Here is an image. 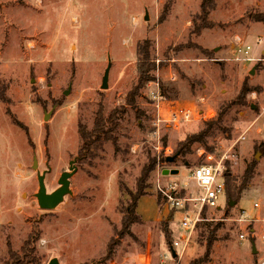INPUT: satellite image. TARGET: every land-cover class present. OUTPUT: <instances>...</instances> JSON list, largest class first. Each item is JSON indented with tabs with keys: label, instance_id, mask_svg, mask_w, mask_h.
Returning <instances> with one entry per match:
<instances>
[{
	"label": "rangeland",
	"instance_id": "1",
	"mask_svg": "<svg viewBox=\"0 0 264 264\" xmlns=\"http://www.w3.org/2000/svg\"><path fill=\"white\" fill-rule=\"evenodd\" d=\"M201 3L0 0V264H47L52 258L60 264H264V0H214L208 27L195 33ZM237 37L251 46L240 59ZM144 41L152 79L132 106L125 96L137 82ZM159 87L168 100L158 116ZM173 103L213 109L217 117L173 126L167 122ZM98 105L105 116L121 111L116 142L84 156L78 122L90 129ZM201 133L184 154H175L180 141ZM239 135L244 138L236 140ZM157 146L169 147L168 158ZM153 159L136 212L160 221L139 218L132 236L120 238L123 213ZM71 160V193L51 210L40 208L37 174L45 171L50 192ZM158 160L179 168L176 179L193 194L198 187L189 172L199 163L220 160L222 175L228 169L239 181L254 162V174L231 216L220 197L190 232L180 225L181 211L157 195ZM243 211L246 220H234ZM188 235L183 254L173 257V242ZM111 240L115 246L106 254Z\"/></svg>",
	"mask_w": 264,
	"mask_h": 264
},
{
	"label": "trees",
	"instance_id": "2",
	"mask_svg": "<svg viewBox=\"0 0 264 264\" xmlns=\"http://www.w3.org/2000/svg\"><path fill=\"white\" fill-rule=\"evenodd\" d=\"M214 0H202L200 13L197 17V20L194 22V31L195 33H199L202 28L208 27V23L206 22V17L208 15V11L210 10ZM139 49V54L137 58V73L138 78L136 84L129 90V92L126 94L125 99L126 103L130 105L135 104V98L139 96L140 92L139 90L145 85L146 82L150 81L152 79V75L149 74V71L153 69V65L149 63V50H148V44L146 41L141 45ZM121 111L117 108L111 110L107 116L103 114V108L101 105H98L97 110L95 111V116L93 120V125L90 129L86 128L81 122H78V131L81 138V147L79 149V153L82 155L90 154L93 151V148L97 145L102 144L103 142L112 141L116 142V137L113 134L114 131L117 129L118 125V115ZM216 125V122L210 123L209 125ZM200 136L192 135L187 136L184 140L180 141L177 145V152L180 150V154H184L185 151L189 148V145L192 142L198 141L201 139ZM206 148V147H205ZM156 160L153 159V161L146 167L144 166L142 170V176L138 179V184L140 185L142 182V178L144 183L142 182V185H138L136 193L134 195H131V203L129 206L126 207V210L123 213V217L121 220V230L117 233V235L122 238L123 234H128L132 236V232L130 230L131 225L134 222H138L140 215L136 212V206H137V200L140 196L147 193L146 187L148 185L146 184L148 171L152 170L155 167ZM228 168V167H226ZM254 174V162L251 164L249 163L242 175L239 178V181H237L235 175H231L228 173V169L225 171L223 175V179L225 182V199H226V215L231 216L232 215V208L236 206V204L239 202V200L242 198L243 193L247 190V187L250 183V180ZM159 200V197H158ZM206 209V207H204ZM203 218L204 212H203ZM162 231L164 236H169L168 231V224L169 220L165 219L162 220ZM215 229L212 227L211 229H208V234L206 236V249L204 254L207 255L210 252V246L213 241V231ZM210 232V233H209ZM115 246V243L113 240L109 241L106 247V254H111L113 251V247ZM9 257L11 256V252H7ZM208 256V255H207ZM209 257V256H208ZM202 258L201 260H207V258ZM2 264H19L18 261H11L7 262L4 261Z\"/></svg>",
	"mask_w": 264,
	"mask_h": 264
},
{
	"label": "built area",
	"instance_id": "3",
	"mask_svg": "<svg viewBox=\"0 0 264 264\" xmlns=\"http://www.w3.org/2000/svg\"><path fill=\"white\" fill-rule=\"evenodd\" d=\"M236 42L237 45H235L234 48L237 49L238 54L235 58H244L245 56L239 55H241V53H249L251 46L248 44L242 46L240 43V37L236 38ZM154 97H159L156 99L157 102L155 104L159 116V112L162 109L163 104L166 102V97L162 94L160 87L159 90L156 91ZM216 116L215 110L213 109H205L203 107L196 108L193 105L173 103L172 105L170 104V113L167 122L170 125L178 126L179 123L182 122L206 121L214 119ZM160 120L163 119H160L159 117L158 121ZM223 134V137L230 138V134L227 133L226 135V132H222L221 135ZM240 138H244V135L237 136L236 140ZM164 147L157 146L156 150H158V152L164 150L165 156L168 158L169 147ZM207 158L210 159L212 156L208 155ZM219 161L216 160L214 164L206 162L199 163L190 168L189 178H191L198 187L197 194L188 191L187 183L184 182L181 184L175 177H166L167 175L163 173V169L165 168L162 167L161 160H158L156 164V192L165 203L169 204L172 208L181 211L182 216L180 218V225L190 232L195 229L198 222L204 220L201 215L204 207L217 206L220 197H224L225 200V182ZM183 190L185 192H183ZM244 215H246L245 211L241 212L240 217L234 220L237 222L245 221L246 219H244ZM238 237L244 239L242 233H239ZM189 239L188 235L173 242L175 248L173 257L181 256L183 254L188 245Z\"/></svg>",
	"mask_w": 264,
	"mask_h": 264
},
{
	"label": "water",
	"instance_id": "4",
	"mask_svg": "<svg viewBox=\"0 0 264 264\" xmlns=\"http://www.w3.org/2000/svg\"><path fill=\"white\" fill-rule=\"evenodd\" d=\"M110 65L106 67L103 77H102V83L101 87L106 88L107 87V78H108V72H109ZM252 72V71H251ZM74 161L71 160L69 162L68 170L63 171L57 182L58 187L54 190L47 192L46 186L44 183V177H45V171H43L41 174H37V181H38V190L35 193V197L37 199L38 205L40 208L45 210H51L58 206L64 199V196L66 194L71 193L70 189V177L76 170V166L73 163ZM175 171H171L168 169L164 170L165 174L168 173H174ZM47 264H60L57 258H52L49 260Z\"/></svg>",
	"mask_w": 264,
	"mask_h": 264
},
{
	"label": "crops",
	"instance_id": "5",
	"mask_svg": "<svg viewBox=\"0 0 264 264\" xmlns=\"http://www.w3.org/2000/svg\"><path fill=\"white\" fill-rule=\"evenodd\" d=\"M258 45V44H257ZM249 54H251L250 52H249ZM167 99V98H166ZM168 100V99H167ZM173 102V101H172ZM190 105L192 104V103H189ZM163 109H166V105H164L163 104ZM217 117V116H216ZM215 117V118H216ZM214 118V119H215ZM212 120V119H211ZM164 168H166V167H164ZM167 169V168H166ZM164 170L165 169H163V173H164ZM168 170H171V171H175L174 173H168V174H166L167 176L166 177H175L176 178V176L177 175H179V174H181L182 172L180 171V169L179 168H177V167H171V169H168ZM165 174V173H164ZM177 178H179V177H177ZM156 179V178H155ZM186 183V182H185ZM183 192H185L184 190H183ZM193 193V192H192ZM158 195V194H157ZM160 199H161V197H160ZM140 215V214H139ZM142 216V214L140 215V217ZM143 217V216H142ZM141 217V221L143 220V221H145V220H149V219H152V220H150L151 221V224L152 225H154L155 223H157V222H159L160 220H159V218L158 217H155V218H147V219H145L144 217L142 218Z\"/></svg>",
	"mask_w": 264,
	"mask_h": 264
}]
</instances>
